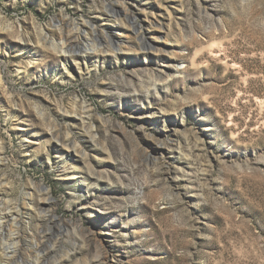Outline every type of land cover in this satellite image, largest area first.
<instances>
[{
    "label": "rangeland",
    "instance_id": "rangeland-1",
    "mask_svg": "<svg viewBox=\"0 0 264 264\" xmlns=\"http://www.w3.org/2000/svg\"><path fill=\"white\" fill-rule=\"evenodd\" d=\"M0 264H264V0H0Z\"/></svg>",
    "mask_w": 264,
    "mask_h": 264
},
{
    "label": "bare ground",
    "instance_id": "bare-ground-1",
    "mask_svg": "<svg viewBox=\"0 0 264 264\" xmlns=\"http://www.w3.org/2000/svg\"><path fill=\"white\" fill-rule=\"evenodd\" d=\"M38 44V43H37ZM60 53L64 56L69 57H73L72 55H74V53H70L68 50H65L64 48H61ZM79 53V52H78ZM77 56V55H76ZM75 58V57H74ZM78 59H74L73 62H75V66L77 67V69L79 70V61H77ZM65 63H68V61L66 60ZM83 63V62H82Z\"/></svg>",
    "mask_w": 264,
    "mask_h": 264
}]
</instances>
